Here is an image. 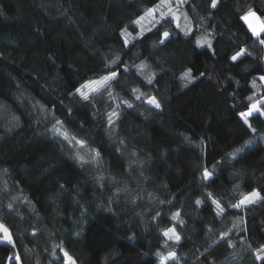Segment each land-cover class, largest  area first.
<instances>
[{
  "label": "trees",
  "instance_id": "obj_1",
  "mask_svg": "<svg viewBox=\"0 0 264 264\" xmlns=\"http://www.w3.org/2000/svg\"><path fill=\"white\" fill-rule=\"evenodd\" d=\"M158 1L0 0V223L14 241L0 242V264H66L64 252L77 264H160L173 251L167 264H264V117L249 119L254 133L239 115L264 99V45L241 19L264 15V0H186L194 37L166 18L125 46L122 32L137 35ZM201 34L211 48L195 46ZM240 49L250 55L231 61ZM115 57L114 99L83 100L76 89ZM252 191L262 198L231 207Z\"/></svg>",
  "mask_w": 264,
  "mask_h": 264
},
{
  "label": "snow or ice",
  "instance_id": "obj_2",
  "mask_svg": "<svg viewBox=\"0 0 264 264\" xmlns=\"http://www.w3.org/2000/svg\"><path fill=\"white\" fill-rule=\"evenodd\" d=\"M179 3L182 5L184 3H186V0H179ZM219 3V0H211L210 3V7L212 9H216L217 5ZM164 9H166L167 11H163ZM156 12H160L161 14V19H163L165 17V15H170L173 16L176 19H179V17H176V13L173 12V0H159V2L154 5L153 8L149 9L146 13L145 16L140 17L138 20L134 21L133 23L136 25L141 24V21H143L146 17L152 16L154 17V14ZM255 13H253L251 10H249L243 17H241V19L247 21L249 16H254ZM179 27V24L177 25ZM251 27V25H249ZM251 31H252V35L255 36L258 40L259 43L261 45H264V38H261L262 36H264V28L262 29H257L255 27H251ZM123 34V32H122ZM142 34V33H141ZM185 35L189 36V37H194L195 36V32L194 31H185ZM162 39L159 40L160 44H164L166 42V40L169 38L170 34L165 31L163 33H161ZM129 43V41L127 39L124 40V45L127 46ZM195 46L196 47H203L204 45H207L209 48H211V43L210 41L207 39V37H196L195 38ZM250 55V53L247 52L246 49H240L239 51L235 52V54L231 55L230 59L233 62H237L238 60H240V58L245 57ZM119 62V57H115L111 60L108 61V63L105 65L106 68L109 69V72L107 75H104L96 80H87L85 83L81 84L77 89L76 92L79 94V96L85 100L88 101L90 99H94L95 96L97 94H103L104 91H107V94L109 96L110 99H114L113 94L111 91H108V89L111 87V82L113 80H115L118 76V73L116 71H112L111 70V66L113 64H117L118 65ZM141 68L144 67V65L139 66ZM127 70V68H125V71ZM201 76L204 75V73L200 74ZM152 76L147 77L148 79V83H152ZM181 79L183 80H189V82L191 81V79H194V77H192L191 75V69L186 70L184 73L181 74ZM260 81L264 82V76L259 77ZM253 86H255V80L253 81ZM138 90L133 89V92H137ZM141 98V96L138 94L136 95V99L139 100ZM250 101L253 99L252 97L248 98ZM122 103L126 104L129 108H131L133 105L131 103H129L128 101H122ZM146 103H148L149 105H152L153 107H155L156 109H160L161 105L159 103V101L156 99V97H150L147 99ZM116 108H119V105L116 106ZM119 113L116 109H113L110 113L107 114V119H108V123L112 124L114 122L113 118L118 117ZM241 119L243 120L244 124L248 125L249 128H251L252 132H256L255 128L251 127V124L249 123V119L252 118L254 115L259 118V117H264V99L261 100H256L255 102H252L248 107L247 110L244 112L239 113ZM264 122V121H262ZM62 122L57 120L56 124H61ZM54 131L56 133H58L59 135L63 136L64 139L69 140V134L66 131H62L60 128H56L54 125ZM75 142L76 144L80 145L81 147H83L85 145V141L83 140H77L75 137H72L69 142ZM248 145L245 144V147H247ZM243 148L241 149H237L236 153L239 152H243ZM95 153V157L99 156V152L92 150ZM236 153H233V155H235ZM79 159L83 162V163H88V161H86L84 159L83 156H80ZM203 179L204 180H209L211 178L212 173H210L207 169L204 170L203 172ZM211 194H209L210 196ZM259 198V193L253 191L252 193H250L249 195L245 196L243 199H241L239 201V203L231 205V207L234 208H241L243 206H246L247 204H251L255 201V199ZM195 203L197 205H199L201 203V201L199 199H197L195 201ZM213 203L216 204L218 211V214H223L224 213V208L221 206L219 201H215L213 200ZM9 209L12 208V205L9 204L8 205ZM180 213L176 212L173 214L172 219H177V217H179ZM182 223V221H181ZM229 231H231V229H229ZM0 233H2V237H0V242H4V243H8V244H13L14 245V241L12 238V235L9 231V229L4 226L3 224H0ZM33 235H35V233H33ZM163 235L165 237L168 238V240H173L175 243H178L181 239V237L175 233V228H169L167 230H165L163 232ZM228 237V232H224L222 234V238L226 239ZM230 245L231 242L227 241ZM59 247V246H58ZM61 251H64L61 248ZM260 253H264V246H262L260 249L257 250V255H256V259L264 261V255H261ZM64 258L67 262V264H76V262L68 255L67 252H64ZM12 259L19 261L20 257L19 256H15ZM177 259V254L173 251V252H169L167 256H163L161 257L160 260V264H167V262L169 260H176Z\"/></svg>",
  "mask_w": 264,
  "mask_h": 264
},
{
  "label": "rangeland",
  "instance_id": "obj_3",
  "mask_svg": "<svg viewBox=\"0 0 264 264\" xmlns=\"http://www.w3.org/2000/svg\"><path fill=\"white\" fill-rule=\"evenodd\" d=\"M159 2V1H158ZM185 6H186V3H184V4H180L179 3V0H173V12H175L176 13V17H179V19H176V18H174L173 16H170V15H165V17L163 18V19H161V14H160V12H156L155 14H154V17H152V16H149V17H146L143 21H141V24H139V25H137L138 27H139V32L137 33V35H135V34H132V33H130V32H128L127 30H124L123 31V34H124V37H125V39H127L129 42H130V40L132 39V38H134L135 36H142L143 34H145L146 32H148L154 25H156L158 22H160L161 20H164V19H166V18H171V19H173V21L175 22V24L176 25H178L179 24V28H181L184 32L185 31H193V24H192V22H191V20H190V18H189V15H188V13H187V11H186V8H185ZM154 7V6H153ZM152 7V8H153ZM151 9V8H150ZM149 10V9H148ZM147 10V11H148ZM146 11V12H147ZM163 11H167L166 9H164ZM253 13H255V15L254 16H249L248 17V20L247 21H245L246 22V24L249 26V25H251V27H255V28H257L258 30L259 29H262V28H264V15H259L257 12H255L254 10H251ZM145 12V13H146ZM145 13L142 15V16H145ZM142 16H140V17H142ZM139 17V18H140ZM138 18V19H139ZM137 19V20H138ZM251 27L249 26V28L251 29ZM142 33V34H141ZM197 37H207V39L210 41V43H211V47H212V38H211V36L210 35H208V34H201V35H199V36H197ZM204 46H207V45H204ZM253 192V191H252ZM252 192H250V193H252ZM255 192H258V191H255ZM249 193V194H250ZM259 193V192H258ZM249 194H247V195H249ZM246 195V196H247ZM262 198V195L259 193V198H257V199H255V201L254 202H256V201H258L259 199H261ZM247 205H249V204H247ZM246 205V206H247ZM244 207V206H243ZM0 224H2V223H0ZM176 233V232H175ZM2 233H0V237H2ZM8 244V243H7ZM261 255H264V253H260ZM69 255V254H68ZM70 256V255H69ZM163 256H167V255H162V257ZM72 259H73V257L72 256H70ZM74 260V259H73ZM75 261V260H74ZM76 262V261H75ZM66 264H67V262H66ZM77 264V263H76Z\"/></svg>",
  "mask_w": 264,
  "mask_h": 264
}]
</instances>
